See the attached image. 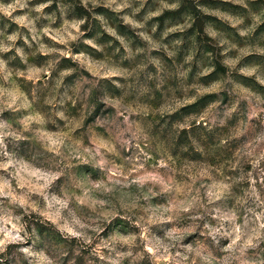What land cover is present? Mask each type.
Listing matches in <instances>:
<instances>
[{
	"label": "clouds",
	"instance_id": "1",
	"mask_svg": "<svg viewBox=\"0 0 264 264\" xmlns=\"http://www.w3.org/2000/svg\"><path fill=\"white\" fill-rule=\"evenodd\" d=\"M221 3L0 0V264H264V2Z\"/></svg>",
	"mask_w": 264,
	"mask_h": 264
},
{
	"label": "rangeland",
	"instance_id": "2",
	"mask_svg": "<svg viewBox=\"0 0 264 264\" xmlns=\"http://www.w3.org/2000/svg\"><path fill=\"white\" fill-rule=\"evenodd\" d=\"M204 3H206L210 8H217V7H225V8H228V7H232L230 5H224L221 3V0H203ZM261 2H264V0H261ZM233 10H238V9H233ZM183 12H191L194 17L197 18V24L194 26V27H198L200 25V23H202L204 20H208V19H212V20H215L214 17H203L202 14L197 11L193 5H192V0H183V6L182 8L177 11V12H166L164 17H161V18H158L161 22H163V20L165 18H171L173 20H178L181 18V14ZM219 24V22H217ZM220 27H224L223 24H219ZM191 31L192 30H189V34H191ZM261 32H264V28H261L260 29ZM198 44H199V47L201 48V50H210L209 47H208V44L206 41L204 40H199L198 41ZM223 69L219 68L218 67V72H222Z\"/></svg>",
	"mask_w": 264,
	"mask_h": 264
}]
</instances>
